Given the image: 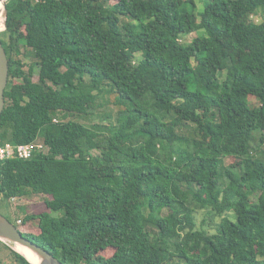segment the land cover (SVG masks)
Masks as SVG:
<instances>
[{
	"label": "trees",
	"instance_id": "trees-1",
	"mask_svg": "<svg viewBox=\"0 0 264 264\" xmlns=\"http://www.w3.org/2000/svg\"><path fill=\"white\" fill-rule=\"evenodd\" d=\"M202 2L7 0L0 141L45 148L0 158V203L48 195L8 218L63 264H264V0ZM104 92L115 121L57 118Z\"/></svg>",
	"mask_w": 264,
	"mask_h": 264
},
{
	"label": "rangeland",
	"instance_id": "rangeland-1",
	"mask_svg": "<svg viewBox=\"0 0 264 264\" xmlns=\"http://www.w3.org/2000/svg\"><path fill=\"white\" fill-rule=\"evenodd\" d=\"M197 2V8L198 10L203 8V2L202 0H195ZM5 9V8H4ZM260 8L259 10H261ZM263 10V9H262ZM263 13L257 12L252 17L257 21L260 22L262 20ZM6 17V16H5ZM125 19V18H123ZM5 29H1V33ZM204 32L203 30L195 31L190 34L184 35L182 40L185 42H188L192 40L193 37L197 36L198 34H201ZM4 36V35H3ZM7 39V37H6ZM144 56V54L142 55ZM142 58V57H141ZM34 60L33 56L29 55L25 57L26 68H28V64ZM38 72L39 67H36L35 69V80L38 79ZM225 72L222 73V77H225ZM111 94L104 92L102 95L97 99L95 106L97 105V109L94 111L91 115H81L76 116L70 113H63L59 112L57 115L58 119L61 120H68L70 118H77L78 120L84 122L87 125H94L97 124H109L110 121H115L116 118V109H114V106L111 104ZM110 114V117H106V115ZM41 139V138H40ZM234 158L228 157L226 159V164H229L232 162ZM48 198V195L45 194H37L32 193L24 197H16L13 199H10L7 203V205L0 203V212L5 215L6 217H12L13 219L17 220L18 224L20 225L21 229L25 232H31V233H39V223L38 219H33L27 223L24 222L23 218L26 213H40L44 210H47L45 200ZM21 206L25 207V211H22ZM53 215L58 216L61 214V212H52ZM203 211L199 212L198 220L200 221L202 219ZM6 244L0 243V260L2 264H18L15 261V257L12 255V251L9 249H15V245L13 246L12 242L10 241H4ZM104 244V243H103ZM106 250H108V253L113 251V247L110 245H107ZM18 251V250H17ZM103 254H105L104 251H102Z\"/></svg>",
	"mask_w": 264,
	"mask_h": 264
},
{
	"label": "water",
	"instance_id": "water-1",
	"mask_svg": "<svg viewBox=\"0 0 264 264\" xmlns=\"http://www.w3.org/2000/svg\"><path fill=\"white\" fill-rule=\"evenodd\" d=\"M7 0L5 1V28L7 19ZM1 33V30H0ZM9 83V59L6 49L3 45L0 35V116L2 115L5 105L6 97L5 91ZM0 239L3 241H10L13 243H20L30 248L36 255L37 260H33L24 255L32 264H63L52 252L41 246L34 240L26 237L18 226L8 217L0 212Z\"/></svg>",
	"mask_w": 264,
	"mask_h": 264
},
{
	"label": "built area",
	"instance_id": "built-area-1",
	"mask_svg": "<svg viewBox=\"0 0 264 264\" xmlns=\"http://www.w3.org/2000/svg\"><path fill=\"white\" fill-rule=\"evenodd\" d=\"M43 148H45L44 144L38 142L16 144L9 141L5 143L0 141V158H30L36 149Z\"/></svg>",
	"mask_w": 264,
	"mask_h": 264
},
{
	"label": "bare ground",
	"instance_id": "bare-ground-1",
	"mask_svg": "<svg viewBox=\"0 0 264 264\" xmlns=\"http://www.w3.org/2000/svg\"><path fill=\"white\" fill-rule=\"evenodd\" d=\"M5 1L6 0H0V30L3 29V27L5 26V19L4 22L1 26V20H2V16L5 14ZM13 246L15 245V248L21 252L23 255L28 256L29 258L33 259V260H37V255L27 246L20 244V243H13Z\"/></svg>",
	"mask_w": 264,
	"mask_h": 264
}]
</instances>
